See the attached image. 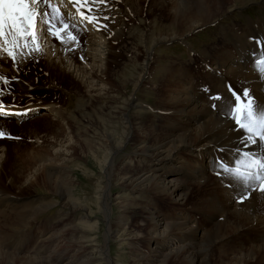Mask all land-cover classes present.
<instances>
[{"label": "bare ground", "instance_id": "obj_1", "mask_svg": "<svg viewBox=\"0 0 264 264\" xmlns=\"http://www.w3.org/2000/svg\"><path fill=\"white\" fill-rule=\"evenodd\" d=\"M61 1L65 4L62 9L59 7ZM133 1L134 0H126L124 5L121 0H106L104 3H99L97 0V3L92 5V10L88 14L99 18L100 25H107L105 28L81 20L73 0H51V3L59 8L64 21L70 23L69 28L71 26L72 30H74L72 33L76 38L78 36V38L75 41L69 40L67 32L69 30H66L62 33L64 42H61L50 35L47 32V26H45L43 31L39 33L41 37L39 44L40 46L43 45L40 51L47 55L48 50L45 51V49L49 47L51 42L54 43V40H56L57 43L60 42L57 46L64 47L67 51L65 57L70 54L73 63L77 60L82 65H73L68 58L64 57L62 51L51 47L49 49L51 54L48 55L47 59H44L43 64L50 68L47 69L49 72L53 71L55 73L51 72L52 74H48L49 76L47 79V77L44 78L41 76V73L46 74L45 71L38 73L33 71L37 70L34 65L36 61L32 60L37 52L31 53L30 56H18L14 67L17 70V75H20L22 78L17 80L18 90L15 94L7 90L6 87V90L2 91L0 85V101H2L5 110L9 113L8 115L0 114V121L4 123V121L8 122L15 120L16 122L19 121L22 123L23 120H29L28 118H31L30 115L32 113L38 112L37 114L42 116L45 113H49L47 112L49 110L50 114L58 116V110L55 111V106L52 105L54 100L61 99L64 101V96L67 99H71L73 94L79 97L80 93L82 95L86 93L83 89L81 92L74 83L69 82V78L67 79L66 74L70 77L72 76V79L75 77L76 80L81 81L86 89L89 88L87 92H90V90L92 91V88H94L95 85H92L93 82L94 84L97 81H103V83H105L106 81L103 78L109 72V57L115 53L113 48L114 43L126 42L124 34L127 22L121 19V9L125 6L129 8L131 5L135 7L136 3H132ZM233 1L243 3L245 0H224L222 2H224L223 4H228ZM170 3L169 6H164L163 12L172 23H177L178 29H182L181 31L185 29L187 33L212 22L217 13L222 9H226L225 5H220L218 0H171ZM130 9L124 11L128 19L131 18V13L129 14ZM81 10L87 12V9ZM139 10L141 9L139 8ZM48 11L51 13V9H48ZM105 16L108 17L107 20H104ZM118 21L119 24L113 26ZM257 23L258 21H254L249 23L245 29H239V31H243V34L238 37L233 36L234 41L230 51L225 50L218 54L206 52L205 55L211 59L210 62H205L204 59H200L199 64L202 66H197L199 69L195 71L196 73H198L200 69L204 70L203 64L207 63L210 66H214V68L211 69L212 73L214 75L218 74V78H215L218 80V85L221 89L218 93L223 99L217 101L219 104L215 109H210L209 105L201 99L199 89L192 81V79L195 80L196 76L191 74L190 71L188 72L189 69L187 70L182 66L185 63H181V61L175 64V61H171L170 64L166 66L167 68L164 70L161 79V83L166 89L163 87L161 90H157L156 104L150 106L152 114H144V116L148 115V118L150 116L149 124L146 125V127L139 125V127L134 130L133 126L135 124L133 125L131 122L127 107H125L126 110L120 108L115 111V113L118 114L124 113L122 115L126 120L124 121L125 126L123 130L124 139L126 140V138L132 135L134 136V133L140 136L138 141L139 144L136 148L137 153L134 151L133 155L127 158V162L126 159L122 160V163L128 164L127 166H122V168L117 167L113 169L114 171L112 170L115 161L114 158H117V153L124 147L123 145L125 143L124 141H116L114 139L115 134L113 133L101 134L102 131L99 132L100 136H103L104 142L108 143V146L106 145L107 151L102 154L104 166H106V171L104 173L107 174L108 177L111 176L112 172L113 174L116 173L118 179L120 178L118 180L121 181L120 184L125 188H130L132 191L131 195L134 193L138 194L142 199H147L146 196L150 195V200L148 199V201H155L154 206H157L158 202L162 201L160 200L162 198L169 199L171 205L183 206L185 200L189 196L186 193L190 191L191 185L193 186L196 182H199L195 184V190L203 188L201 195L203 193L204 198L201 199V201L192 203H194V209H197L198 205V209L202 212L204 211L207 215L206 225L196 222L198 216L195 218H188L183 211L177 214L176 217L170 218L171 221H174L170 222L165 219V214L161 213L163 208L161 209L159 205L157 206L159 211H156V213L152 211L151 214H148L140 209L141 214L147 215L144 217L145 220L148 221L147 236L149 239H153V245L148 248L149 253L147 254L138 252L139 249L137 247L129 244V242L132 241L130 236H128V239L118 238L120 232L125 230V218L127 213L124 211L120 214L119 224L117 225L118 229L113 230L114 226H111L112 209L108 207V203L110 202L108 185L107 188L104 187L106 190H101L99 199L102 201L101 208L103 207L102 210H104L105 218H107V229L104 235L106 246L112 238H116V242L119 244L127 242L128 244L126 245L130 250L129 254L133 257L132 264H166L169 260L174 259L180 260L183 264H209L210 256H212L211 253L217 246L220 247L221 251L225 250L229 244L228 240L231 238H233L232 241L234 240V237H231V233L237 235L235 236L237 243L235 245L233 241L235 246L232 245V247L235 248L238 254H231V257L225 264H246L249 263L252 258L256 260V258L260 259V256H262V251L264 252V193H261L258 189H253L246 194L245 199L241 200L240 193L243 189L239 185L230 183L225 175L218 177L215 174L213 165L214 158L217 156H224L227 160L234 161L237 158L235 148L238 147L240 143L238 140L240 133L235 130L233 122L225 115L228 102L232 99L231 93L228 91V86L230 85L233 90L248 88L250 94L258 102L264 101V72L261 71L258 64V61L264 57V43H258V34H260L261 38L264 40V22L259 24V30H253V25ZM81 26H84L86 29L84 30ZM187 33L181 32L178 34L177 38L184 40ZM139 34L142 38L143 34H141V32H139ZM221 38L222 37H220V39ZM165 40L166 39H161L159 41ZM169 40L171 39L169 38ZM84 41H86L87 48L83 55L81 53L78 54L75 50H78L81 45L84 46ZM145 41L147 43L149 40ZM218 42L215 43V45L218 44ZM72 43H75L76 47L69 48L68 45ZM52 45L54 46L55 44ZM96 47L100 49L99 53H96L94 50ZM126 51H130L136 56H140L141 54V51L130 46ZM143 56V60L146 61L145 59L149 58V51L147 53L143 51ZM97 60H99L103 66L100 67L96 65L95 62ZM10 62H12V59L9 58L6 53L0 52V64L9 69L4 71L16 75L15 70L8 64ZM191 62H193L192 59L189 63ZM38 63L37 61V64ZM189 65H194V63ZM180 67L183 68L180 69ZM2 72L3 71H0V74ZM29 74L34 75L32 76L34 78L33 81L28 79ZM57 74H61V76L58 78ZM176 74L178 76H176ZM35 76H39L42 83L40 82L39 85H33L34 83H38ZM50 77H52V79H57L58 82H63L64 84L68 83L74 87L75 91L71 92V90H66L62 92V90L56 86L51 89L53 93L48 92L49 87L44 89L43 85L48 83ZM34 86H36V88L33 90ZM31 90H33V97L28 100H19L23 98L21 95L24 96ZM39 93L46 96H39L40 98L35 99L34 97L39 95ZM3 94L7 96H2ZM52 95H55L56 98H52ZM8 97L10 98L7 99ZM20 104H24V106L20 107ZM56 106L59 107L60 111L62 110L61 106L57 104ZM42 108L43 112H40ZM156 111L163 114L158 125H155L154 121L151 122V120L155 118L154 113H156ZM14 112H26V114L12 115L11 113ZM58 118H60V116H58ZM190 120L197 125L193 129L190 128ZM62 129H64V127ZM62 129H55L53 136L57 139L63 137L64 135L59 134L60 131H64ZM148 139H151L152 142L149 145H145L144 141ZM26 143H29V141ZM90 144L89 141L86 143V146H90ZM66 145H64V147H66ZM221 147L225 149L223 153L218 151ZM70 150L75 152L74 146L67 145L66 151L69 152ZM242 150H251L257 154H261L264 153V144L250 145L249 148ZM40 152H42V150ZM30 156H32L29 158L30 161H39L38 164L43 160L45 162H50V158L48 156L46 157L49 159L46 157L42 158V154L36 155L35 153H30ZM1 164L2 162L0 165ZM48 167H50V171L56 168L54 165ZM46 170L44 173H39V175H42L43 181L45 180L48 185H51L57 193L60 190L61 193L63 191L69 196L73 192L69 177L65 179L66 181H64V183L58 184V181L54 178V174H48L50 171L48 170L47 172ZM172 172H175L180 177V180L176 178L171 180V178H168L174 175ZM170 173L171 175H169ZM210 174L214 176V178L211 177ZM142 194L145 196L143 197ZM28 199L25 197H15V195L9 193L4 194L0 190V215L3 216L2 218H5V221L6 219H21L26 223L24 224L26 227L31 224V222L27 223L29 219H36V216H38L40 212H43L52 204V202H48V204L42 202L36 206L32 204V201L27 202L30 200ZM239 203L241 204L239 205ZM133 206L131 205V207ZM73 207L76 208L77 206L73 204ZM9 208L16 210H12L14 217L6 213L8 210L11 211ZM154 209L156 208L154 207ZM200 210H197V212H200ZM218 218L221 220L224 219V223L220 222ZM91 219V214H89L85 218H80V223L78 225L70 220V222L63 224L61 226L62 228L59 227V229H55V234H53L54 241L52 242V245L54 244L53 251L52 254L47 257H17L0 248V264H52V260H50L52 257L55 258V264H57L58 260L63 258L65 262L62 264H112L113 261L108 254V249L105 250L108 246L98 249L97 253L92 250L95 254L91 253V251L83 257L82 252H84L85 248L82 246V240L83 243H91L94 241L84 239L87 236V231L93 232L96 230V225H91V223H89ZM188 222L198 227H194L193 229L192 224L189 225ZM248 230H251L254 235L252 240L248 239L250 240L249 247L246 248L244 236H246L245 232ZM79 232H82L81 234L83 235L78 240H75L73 236ZM116 234L118 237H115L117 236ZM84 235L86 236L84 237ZM67 237L72 238L69 239ZM6 240L7 239L3 240L4 245L7 243ZM66 240H68L70 245H66ZM76 247H78V249H76ZM93 248L96 250L95 245H93ZM164 249L166 250L165 253L162 252ZM94 255L98 257H93ZM222 261L224 262V260ZM220 264L222 263L220 262Z\"/></svg>", "mask_w": 264, "mask_h": 264}, {"label": "rangeland", "instance_id": "obj_2", "mask_svg": "<svg viewBox=\"0 0 264 264\" xmlns=\"http://www.w3.org/2000/svg\"><path fill=\"white\" fill-rule=\"evenodd\" d=\"M222 1L224 0H218L219 4L225 5L226 9H222L217 13L212 22L189 32V34L185 29H183L184 31H181L182 29L180 28L178 29L177 23H172L163 12L164 6H169L171 0H134L132 3H136L135 7L131 5L129 8L125 6L121 9V19L127 22L124 34L126 42L114 43L113 48L115 53L109 57V72L105 77L103 76V79L106 81L105 83H103V81H97L94 84L93 82L92 85H95L94 88H92V91L90 90V92H87L89 88L86 89L81 81L76 80L75 77L72 79V76L70 77L66 74L67 79L69 78V82L74 83L80 91L83 89L86 93H83L84 96L80 93L79 97L73 94L71 99H67L64 96V101L61 99L54 100L52 105L55 106V111L58 110V116H60V118L55 114H50L49 110L47 111L49 113H45L42 116L38 115V112L32 113L30 115L31 118H28L29 120L27 121L23 120L22 123L19 121L16 122L15 120L8 122L4 121V123L3 121H0V131L4 133V136L0 137V163L2 162L0 165V190L4 194L9 193L15 195V197L29 198L30 200L28 199L29 201L27 202L32 201V204L36 206L42 202L47 204L48 202H52L50 207L48 206L43 212H40L38 216H36V219H29L27 223L31 222V224L26 227L24 226L26 223L21 219H6L5 221V218H2L3 216L0 215V218H2L0 219V248L17 257H47L52 254L53 251L54 244L52 245V242L54 241L53 234H55V229H59V227L70 222V220L78 225L80 223V218H85L87 215L91 214L92 219L89 220V223H91V225L95 224L96 230L93 232L87 231V236L84 235V237L86 236L84 239L94 241L91 243H83L82 240V246L85 248L84 252H82L83 257L89 254L92 250L97 253L98 249L108 246L105 250L108 249V254L113 261L112 264H132L133 257L129 254L130 250L126 245L128 244L127 242L119 244L116 242V238H112L106 246L104 235L107 229V218H105L104 210H102L103 207L101 208L102 201L99 199V194L101 193V190H106L105 188H107V185L109 187V190H107L109 191L110 196L108 207L112 209L111 226H114L113 230L118 229L117 225L119 224L120 214L124 211L127 213L125 218V230L120 232L119 237L117 234L115 237L128 239V236H130L132 241L130 240L131 242H129V244L137 247L140 250H138L140 253H149L148 248L153 245V239H149L147 236L148 221L144 218L147 215L141 214L140 209L148 214H151L152 211L156 213V211H159L157 209V206L159 205L161 209H164L161 210V213L165 214V219L170 222H174L171 221L170 218L176 217L177 214H180L183 211L188 218H195L198 216L196 222L206 225L208 217L205 212L198 209V205L197 209H194V203L201 201V199L204 198V194L202 193L201 195L203 188L195 190V184H198L199 182H196L193 185L194 187L191 185L190 191L186 193L189 196L185 200L183 206L171 205L167 198L160 199L162 201L158 202L157 206H154L155 201H148L150 195L146 196L147 199H142L135 193L131 195L132 191L130 188H125L120 184L121 181H118L120 178L118 179L116 173L113 174L112 172L111 176L108 177V175L104 173L106 171V166H104L102 155L107 151L106 148L108 143L104 142L103 136H100L99 132L102 131L101 134L113 133L115 134L114 139L116 141H124L125 143L123 145L124 147H122L117 153V158H114L115 161L112 170L117 167L122 168V166H127L128 164L122 163V160L126 159L127 162V158H130L134 151H137L136 148L138 147L140 136L139 134L134 133V136H129L125 140L123 130L125 126L124 121L126 120L125 117L122 116L124 113L118 114L115 113V111L120 108L126 110L125 107H127L131 122L133 125L135 124L133 126L134 130L138 128L139 125L146 127L150 120V116L148 118V115L152 114L150 106L156 104L157 90H161V88L164 87L161 83V79L164 70L167 68L166 66L169 65L171 61H175V64L181 61V63H185L182 66L187 70L189 69L188 72L190 71L191 74L196 76L195 80L192 79V81L193 84L197 85L201 99L209 105L210 109H213V101H211L209 97L217 94L221 90L218 85V80L216 79L218 78V74L214 75L211 70L214 66L211 65V68L207 63L203 64V67L205 68L204 70L200 69L199 72L196 73L195 71L199 69L197 66L201 65L199 64L200 59H204L205 62H210L211 59L205 55L206 52L218 54L225 50L230 51L234 41L233 36L238 37L243 34V31H239L240 28L245 29L249 23L258 21L256 25H253L252 29L259 30V24L264 22V0H245L243 3L233 1L228 4H223L224 2ZM121 2L125 5L126 0H121ZM139 8L142 11L139 10ZM129 9L131 11H129V14L131 13V18L128 19V17L125 16L124 11ZM118 24L119 21L113 26H117ZM68 30L74 32L71 26ZM139 32L143 34L142 38L144 39L140 37ZM181 32L187 33L184 40L177 38L178 34ZM220 37L222 38L220 39ZM169 38L171 40H169ZM161 39L166 40L159 41ZM145 40L149 41L146 43ZM258 41L259 43H264L260 34H258ZM217 42L218 44L215 45ZM52 44L55 45L53 46ZM57 44H60V42L57 43L56 40H54V43H50L49 47L45 49V51L48 50L47 55L38 51L33 56L32 60L36 61V64L34 65L37 68V70H33L35 73L45 71L46 74L41 73V76L44 78L47 77V79L49 76L48 74L55 73L53 71L49 72L47 69L50 68L43 64V61L44 59H47L49 54H51V51L49 50L51 47L62 51L64 57L67 55L65 48L58 47ZM68 46L69 48L76 47L75 43L69 44ZM86 46V41H84V46L81 45L80 48L75 51H77L78 54L81 53L83 55L87 48ZM129 46L141 51L140 56H136L130 51H126ZM94 50L96 53H99L100 49L96 47ZM143 51L145 53L149 51V58L145 59L146 61L143 60ZM65 58H68L71 61L70 54ZM191 59L193 62L189 63ZM37 61L39 62L38 64ZM71 63L73 65L81 64L77 60H75V63L72 61ZM193 63L194 65H189ZM8 64H10L11 68L15 70L16 75L5 72L9 69L0 64V71H3L0 75L5 76L10 81L7 85L0 81V85L2 91L6 90V87L7 90L15 94L18 90L17 80H20L22 77L17 75V70L14 67L13 61ZM95 64L100 67L103 66L99 60H97ZM183 67H180V69ZM177 74L176 76H178ZM57 75L58 78L61 76V74ZM32 76L34 75L29 74L28 76V79L31 81L34 80ZM13 77H16L17 79L13 80ZM35 78L38 83H34L33 85H39L41 82L40 77L35 76ZM56 86H58L62 92L66 90H71V92L75 91L73 86L68 83L64 84L63 82H58L57 79H52V77L49 78L47 84L43 85V88L46 89V87H49L48 92L53 93L51 89ZM205 87L208 88V91H205ZM35 88L36 86L33 87V90ZM33 90L24 96L19 93L21 97H23L19 100H28L33 97ZM4 95L5 94L2 96ZM39 96L44 97L46 95L39 93V95H36L34 98L38 99L40 98ZM9 98L10 97L7 99ZM52 98L55 99L56 96L52 95ZM56 104L62 107L61 111ZM216 104L218 105L219 103L216 102ZM20 105V107L24 106V104ZM41 111H43V108ZM144 114L148 115L144 116ZM154 116L155 118H153L151 122L154 121V124L158 125L163 114L156 111ZM189 125L191 129L197 126L191 120L189 121ZM63 127L64 129H62ZM59 128L64 130L59 133L64 136L58 138V140L53 134L55 129L60 130ZM28 141L29 143H26ZM89 141L91 143L90 146H86V143ZM151 142L152 140L148 139L144 141V144L149 145ZM66 143L68 146H74L75 152H73V150L67 152ZM64 145H66V147H64ZM41 150L42 152H40ZM30 153H35L36 155L42 154V158L48 156L50 159L48 157L46 158H48L50 162H45L43 160L44 162L40 161L41 163L38 164L39 161H30L29 158L32 157L30 156ZM52 165L56 168L50 171V167L48 166ZM45 170L47 172L48 170L50 171L48 174H54V178H56L55 180L58 181V184L64 183V181H66L65 179L69 177L73 192L69 196L63 191L61 193L60 190L57 193L51 185H48L45 180L43 181V176L39 175V173H44ZM172 173H174V175L169 176L168 178H171V180L173 178L180 180V177L175 172ZM169 175H171V173ZM210 176L214 178L211 174ZM142 196L144 197L145 195L142 194ZM73 204L77 207L74 208ZM240 204L241 203H239V205ZM131 205L134 206L131 207ZM154 207L156 209H154ZM9 209H11V211L8 210L6 213L12 217V210H16L12 208ZM197 210H200V212H197ZM220 218H218V220L224 223V219L221 220ZM188 223L189 225L192 224L193 229L194 227H198L191 222ZM81 233L74 234L73 237L75 240H78L83 235ZM245 233L246 236L244 237L247 248L249 247V242L252 240L254 234L251 230H248ZM235 236H237L235 233H231V237H234L233 241L236 245L237 242ZM67 238L70 239L72 237ZM4 239H7V243H5L6 245H4ZM232 239L233 238L228 240L229 244L225 250H222L223 252L219 246L212 251L209 264H220V262L225 264L231 257V254H238V252L235 251V248L232 247V245H234ZM68 240H66V245L69 244ZM93 245H95L96 250H94ZM76 249H78V247H76ZM93 251L91 253H93ZM162 252L165 253L166 250L164 249ZM263 256L264 252L262 251L260 259L256 258V260H254L255 258H250L251 261L246 264H264ZM93 257L98 256L94 255ZM54 259L55 258L53 257L50 259L52 260V264L56 263L54 262ZM63 259L58 260L57 264L64 263L65 261ZM222 260H224V262ZM166 264L183 263L178 259H174L169 260Z\"/></svg>", "mask_w": 264, "mask_h": 264}, {"label": "snow or ice", "instance_id": "obj_3", "mask_svg": "<svg viewBox=\"0 0 264 264\" xmlns=\"http://www.w3.org/2000/svg\"><path fill=\"white\" fill-rule=\"evenodd\" d=\"M104 3L106 0H98ZM74 6L81 20L89 24L100 25V20L88 13L97 0H73ZM51 9V13L48 11ZM81 9H87V12ZM108 17L105 16L104 20ZM47 32L56 39L64 42L63 32L69 29L60 13L58 7L51 3V0H0V52L7 54L13 64L17 62L18 56H30L33 52L40 51V35L44 27ZM107 27V25H100ZM68 39L75 41V35L68 31ZM259 43V42H258ZM258 64L264 72V57ZM17 79L16 77L12 78ZM0 81L5 85L10 81L0 75ZM205 91H208L205 88ZM228 91L232 99L228 102L225 115L233 122L235 130L240 133L238 136L239 146L235 148L237 158L234 161L227 160L224 156L214 158L213 165L215 174L227 176L229 182L239 185L243 191L240 199L243 200L246 194L253 189L264 193V153L257 154L249 148L250 145L264 144V101L258 102L249 92L248 88L233 90L229 85ZM213 101L212 107H217L216 102L223 98L219 93L209 97ZM0 114L8 115L2 101H0ZM12 115H23L25 113L14 112ZM4 133L0 131V137ZM223 153V147L218 149Z\"/></svg>", "mask_w": 264, "mask_h": 264}]
</instances>
